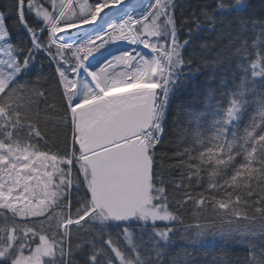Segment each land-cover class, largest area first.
Wrapping results in <instances>:
<instances>
[{
	"label": "snow or ice",
	"instance_id": "obj_1",
	"mask_svg": "<svg viewBox=\"0 0 264 264\" xmlns=\"http://www.w3.org/2000/svg\"><path fill=\"white\" fill-rule=\"evenodd\" d=\"M176 8V0L0 4V264H194L189 248L217 226L247 248L245 264H264V19L253 18L244 0H216L199 17L193 13L181 40ZM9 20L27 39L13 42ZM205 24L217 39L228 37L211 60L203 53L214 42L199 45L200 52L192 46L193 31ZM116 42L127 47L95 55ZM41 53L55 68L58 96L41 76L28 79ZM209 68L208 79L218 68L224 76L205 94V111L185 112L195 126L192 143L175 153L181 178L169 193L157 150L171 97ZM57 104L65 132L63 147L53 151L39 125L41 111ZM193 182L200 191H191ZM189 205L213 215L190 225L188 244L170 254L169 225ZM213 264L225 262L216 257Z\"/></svg>",
	"mask_w": 264,
	"mask_h": 264
},
{
	"label": "trees",
	"instance_id": "obj_2",
	"mask_svg": "<svg viewBox=\"0 0 264 264\" xmlns=\"http://www.w3.org/2000/svg\"><path fill=\"white\" fill-rule=\"evenodd\" d=\"M4 2L5 0H0V4ZM215 2L216 0H176L177 8L175 10V17L181 40L188 38V27L192 26V21L195 18L193 13H195L196 17H199L202 6L206 4L211 6ZM227 2H232V0H227ZM245 3L249 5L248 11L253 18L264 19V2H262V0H245ZM185 21H187V23H185ZM31 22L32 20L29 18V23ZM6 23L9 31L12 33L14 43L20 36L27 39L24 29L15 21L9 20L6 21ZM248 37L249 45H251L252 40L255 38L254 34L249 32ZM191 40L192 46L195 47L197 52L201 51L199 45L204 43H215V46L211 49V51L203 53L205 58L209 60L214 57L215 53L220 50L222 45L228 43L227 36L217 39V33L209 32L206 24L203 26V30L199 33L195 30L193 31ZM260 46L264 48V44H261ZM234 64L235 60H233V65ZM210 74H212L211 68L207 70L202 69L200 73H196L185 84L178 87L175 96L171 97L172 102L168 110L163 140L157 150L159 162L163 166V171H160L159 174L169 193H172L173 191V182L181 178L182 169L179 167V158L175 155V153L185 147H190L192 143V132L195 126L187 123L185 112L192 107H195L200 111H205L203 104L205 94L210 88H217L220 83V78L224 76L222 68H218L215 71L214 79H208ZM37 75L42 77L40 84L50 90L53 96H58L59 93L56 88L55 68L51 66L49 59L43 53L36 57L35 66L32 74L28 76V79L35 82ZM257 83L259 84V80ZM39 86L40 85H37V87ZM53 96L48 98V104L54 103ZM219 98V94L217 93V99ZM40 108L42 110L45 109V104L43 102L40 104ZM61 112L62 109L58 104L56 105V108L52 110L41 111L43 119L41 120L39 126L42 130L47 132V135L50 138L49 145L53 151H57L63 147L65 129L63 127H58L60 124ZM252 114L253 109L249 108L241 127L249 122V117ZM204 119L205 121H210L212 117L205 116ZM206 129L207 125H205V128L202 129L205 131V135H207ZM201 176L203 177L202 183L206 184V172H202ZM191 191H200V188L196 186L195 182L192 184ZM177 215L180 220L169 225L174 228V232L172 234L173 243L168 249L170 254L179 251L182 247L188 244L190 236L192 235L189 228L190 225H195L197 222L205 223V218H211L213 213L211 209H205L203 212H197L195 208L189 205L188 207L180 209ZM198 216L201 217V219L197 220ZM243 223L244 222H241V226ZM164 226L165 225L163 223L158 224V227L160 228H164ZM133 229L138 235L139 230L137 226L134 225ZM186 229L188 230L186 231ZM214 232V235H208L205 238L202 245H197L196 249L189 248V251L193 252L192 259L194 260V264H213V260L216 257L223 258L225 264H245V258L248 251L247 248L242 244L235 242V240L222 237L219 232V226H217V229H215ZM112 238L117 242L118 247L121 249L125 248L126 242L122 237H117L113 234ZM74 242L79 243V240L74 239ZM256 242L259 243V240L257 239ZM116 264H119L118 261H116Z\"/></svg>",
	"mask_w": 264,
	"mask_h": 264
},
{
	"label": "rangeland",
	"instance_id": "obj_3",
	"mask_svg": "<svg viewBox=\"0 0 264 264\" xmlns=\"http://www.w3.org/2000/svg\"><path fill=\"white\" fill-rule=\"evenodd\" d=\"M245 2V0H244ZM127 47V45L124 42H116L110 45H106L105 49H101L100 53H96L95 55H97V57L99 58L101 56V54L103 55H108V52H113V51H118L121 48ZM107 49V51H106ZM0 58H3L2 54H0ZM93 63H95V61H93ZM119 263V262H118Z\"/></svg>",
	"mask_w": 264,
	"mask_h": 264
},
{
	"label": "water",
	"instance_id": "obj_4",
	"mask_svg": "<svg viewBox=\"0 0 264 264\" xmlns=\"http://www.w3.org/2000/svg\"><path fill=\"white\" fill-rule=\"evenodd\" d=\"M130 2L135 4L137 7H139L140 0H130ZM143 3H145V0H143ZM89 31H91V29H89ZM69 32L71 37L74 38L75 36L73 35V30H69Z\"/></svg>",
	"mask_w": 264,
	"mask_h": 264
},
{
	"label": "bare ground",
	"instance_id": "obj_5",
	"mask_svg": "<svg viewBox=\"0 0 264 264\" xmlns=\"http://www.w3.org/2000/svg\"><path fill=\"white\" fill-rule=\"evenodd\" d=\"M147 3H148V0H145V3H144V4H147ZM89 29H91V28H89ZM89 29H88V30H89ZM76 34H77V33H76V30H73V35L76 36ZM141 50L144 51L145 53H148V52H149L148 49H142V46H141ZM116 52H117V51H113L112 53H116Z\"/></svg>",
	"mask_w": 264,
	"mask_h": 264
}]
</instances>
